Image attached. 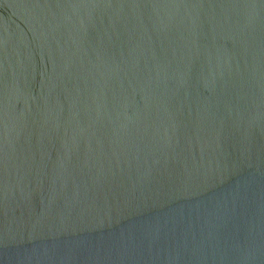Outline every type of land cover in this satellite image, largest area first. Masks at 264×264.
I'll list each match as a JSON object with an SVG mask.
<instances>
[{
  "label": "water",
  "instance_id": "obj_1",
  "mask_svg": "<svg viewBox=\"0 0 264 264\" xmlns=\"http://www.w3.org/2000/svg\"><path fill=\"white\" fill-rule=\"evenodd\" d=\"M0 264H264V0H0Z\"/></svg>",
  "mask_w": 264,
  "mask_h": 264
}]
</instances>
